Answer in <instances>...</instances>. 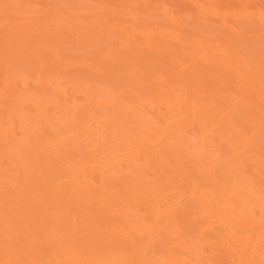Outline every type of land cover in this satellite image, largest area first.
Listing matches in <instances>:
<instances>
[{
	"label": "bare ground",
	"instance_id": "1",
	"mask_svg": "<svg viewBox=\"0 0 264 264\" xmlns=\"http://www.w3.org/2000/svg\"><path fill=\"white\" fill-rule=\"evenodd\" d=\"M0 264H264V0H0Z\"/></svg>",
	"mask_w": 264,
	"mask_h": 264
},
{
	"label": "rangeland",
	"instance_id": "2",
	"mask_svg": "<svg viewBox=\"0 0 264 264\" xmlns=\"http://www.w3.org/2000/svg\"><path fill=\"white\" fill-rule=\"evenodd\" d=\"M24 44L26 45L27 50L28 51L30 50V53L32 51H35V52H37V53L40 54V57L47 59L48 54L45 51L42 50V47H41L40 44H36V42H34L33 40H28V39L25 40V43ZM19 61L20 62H23L24 61V64H26L29 61L27 59V54L26 53L25 54H22V56H21V58H20Z\"/></svg>",
	"mask_w": 264,
	"mask_h": 264
}]
</instances>
